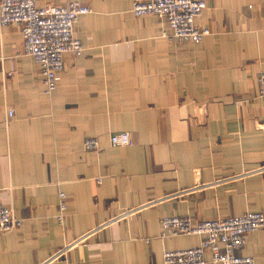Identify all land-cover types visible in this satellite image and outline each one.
<instances>
[{
    "label": "crops",
    "instance_id": "0c3cea01",
    "mask_svg": "<svg viewBox=\"0 0 264 264\" xmlns=\"http://www.w3.org/2000/svg\"><path fill=\"white\" fill-rule=\"evenodd\" d=\"M73 1L91 10L73 28L84 50L63 56L50 95L21 28L0 26V206L22 220L0 235V264H162L200 242L161 238L163 218L264 216V0H204L196 45L163 38L131 0L35 4ZM121 132L131 146L110 144ZM235 255L264 264V229Z\"/></svg>",
    "mask_w": 264,
    "mask_h": 264
},
{
    "label": "built area",
    "instance_id": "2783aa9c",
    "mask_svg": "<svg viewBox=\"0 0 264 264\" xmlns=\"http://www.w3.org/2000/svg\"><path fill=\"white\" fill-rule=\"evenodd\" d=\"M135 17L155 15L165 22L166 29L161 36L168 41L196 45L209 34L208 30L195 24V19L206 8L204 0H131ZM91 12L90 8L78 1L66 6L38 8L35 0H0V26L15 24L21 28L23 51L33 59L41 76L44 93L52 94L63 71V56L79 57L83 45L74 37L73 28L81 16ZM256 97L264 101V72L257 80ZM12 110L8 112L12 116ZM113 147L132 145L129 134L121 132L110 137ZM83 150L96 152L99 144L95 139H86ZM98 184L101 180H96ZM58 223L66 211V196L59 193ZM22 220L13 211L0 206V235L20 228ZM264 229V216L248 212L236 217L206 220L193 223L188 216L166 217L161 220V238L198 236L199 244L190 249L166 251L162 264H206V254L212 264H254L250 257H238L235 251L243 248L245 237ZM78 238L74 243L82 241ZM63 253L61 250L57 256Z\"/></svg>",
    "mask_w": 264,
    "mask_h": 264
}]
</instances>
